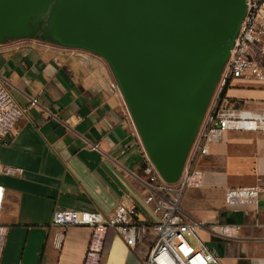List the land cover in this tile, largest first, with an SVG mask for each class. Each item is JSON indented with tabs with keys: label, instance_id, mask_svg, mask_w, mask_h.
Here are the masks:
<instances>
[{
	"label": "crops",
	"instance_id": "1",
	"mask_svg": "<svg viewBox=\"0 0 264 264\" xmlns=\"http://www.w3.org/2000/svg\"><path fill=\"white\" fill-rule=\"evenodd\" d=\"M69 49L40 33L0 42V75L25 109L0 146V164L21 169L0 173V264H83L92 230L55 227L54 212L110 215L118 205L136 207L134 222L147 230L134 246L108 230L100 264H143L156 242L155 216L144 202L149 189L134 128L107 61ZM225 105L262 117L264 126V81L233 79ZM199 165L202 185L186 189L181 201L185 219L205 224L198 234L217 264H264V128L225 133ZM245 186L259 187L258 202L226 205L225 189ZM217 224L240 226L239 237L214 233L209 226Z\"/></svg>",
	"mask_w": 264,
	"mask_h": 264
},
{
	"label": "water",
	"instance_id": "2",
	"mask_svg": "<svg viewBox=\"0 0 264 264\" xmlns=\"http://www.w3.org/2000/svg\"><path fill=\"white\" fill-rule=\"evenodd\" d=\"M245 12V0H0V42L43 38L101 56L146 151L176 182Z\"/></svg>",
	"mask_w": 264,
	"mask_h": 264
},
{
	"label": "built area",
	"instance_id": "3",
	"mask_svg": "<svg viewBox=\"0 0 264 264\" xmlns=\"http://www.w3.org/2000/svg\"><path fill=\"white\" fill-rule=\"evenodd\" d=\"M69 48L71 52H79L81 56L89 52L82 48ZM241 77L264 81V0H245V12L238 32L188 151L181 176L176 182H167L158 172L146 151L119 85L117 82L111 84L121 96L124 112L134 128L144 162L143 174L149 189L144 202L155 216L151 227L156 234V242L143 264L218 263L217 257L198 234L205 224L186 220L181 201L186 189L202 185L204 172L199 162L209 154L211 146L218 143L225 133L257 131L264 128L262 117H251L225 105V97H222L224 90L233 79ZM37 104L38 100L32 99L30 105ZM24 114L25 109L15 101L0 75V146L6 143ZM20 172L21 169L0 164L1 174L16 175ZM259 192L257 186L228 187L225 189L224 200L229 206L255 205ZM3 198L4 190L0 186V214ZM136 213V207L125 205H118L110 215L88 210H57L53 214L52 225L89 227L92 233L83 264H100L108 230H116L129 246H134L145 234L147 226L134 222ZM209 227L214 233L227 239H237L240 235V226L235 224H217ZM5 238V228L0 224V250Z\"/></svg>",
	"mask_w": 264,
	"mask_h": 264
},
{
	"label": "trees",
	"instance_id": "4",
	"mask_svg": "<svg viewBox=\"0 0 264 264\" xmlns=\"http://www.w3.org/2000/svg\"><path fill=\"white\" fill-rule=\"evenodd\" d=\"M226 90H227V88L224 90L222 97H225Z\"/></svg>",
	"mask_w": 264,
	"mask_h": 264
},
{
	"label": "rangeland",
	"instance_id": "5",
	"mask_svg": "<svg viewBox=\"0 0 264 264\" xmlns=\"http://www.w3.org/2000/svg\"><path fill=\"white\" fill-rule=\"evenodd\" d=\"M190 240V239H189Z\"/></svg>",
	"mask_w": 264,
	"mask_h": 264
}]
</instances>
